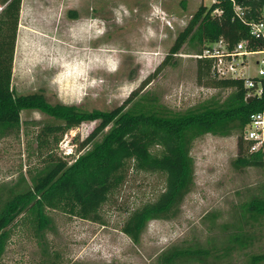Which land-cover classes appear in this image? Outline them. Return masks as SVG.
<instances>
[{
    "label": "rangeland",
    "instance_id": "374dc122",
    "mask_svg": "<svg viewBox=\"0 0 264 264\" xmlns=\"http://www.w3.org/2000/svg\"><path fill=\"white\" fill-rule=\"evenodd\" d=\"M201 2L210 5L212 0H22L13 87L18 93L42 90L52 103L110 109L156 70ZM188 48L184 45L174 62L162 66L143 91L156 92L176 109L213 95L226 98L232 87L199 83L196 57ZM258 56H248L252 73ZM71 61L78 65L73 76L64 67ZM21 116V129L0 138V184L30 182L47 154L37 135L51 117L36 108L23 109ZM95 125L86 120L68 130L57 153L76 159ZM237 151V132L197 137L191 150L195 185L181 211L173 218L150 220L139 241L122 227L133 210L165 189L166 173L138 169L130 159L101 207V220L47 207L52 225L40 235L32 217L22 214L10 226L2 264H160V255L173 245L212 251L204 259L175 264H247L251 253L264 250V217L244 224L242 237L250 239L245 246L236 241L243 231L235 220L243 200L264 192V166L235 167ZM214 211L218 217L212 222Z\"/></svg>",
    "mask_w": 264,
    "mask_h": 264
},
{
    "label": "trees",
    "instance_id": "16d2710c",
    "mask_svg": "<svg viewBox=\"0 0 264 264\" xmlns=\"http://www.w3.org/2000/svg\"><path fill=\"white\" fill-rule=\"evenodd\" d=\"M240 1L252 5L253 17L259 15V7L264 3ZM0 2L5 4L0 12V138L21 129V111L25 108L40 109L51 117L37 135L39 148L47 154L43 165L32 173L31 181L0 184V264L10 226L22 214L32 217L40 235L52 225L47 207H60L83 218L101 220V207L130 159L138 169L166 173V186L159 196L133 210L124 222L122 229L134 241L140 240L150 220L173 218L181 211L186 195L195 185V158L191 150L200 135L227 136L237 132L238 151L233 165L264 166V155L249 151L243 138L251 112L264 108V91L247 100L244 79L218 77L211 58L195 56L197 79L212 87H232L224 99L213 95L196 105L176 109L162 102L156 92L143 91L162 66L174 62V55L184 45L195 54L216 39L224 38L232 46L241 38L250 37L249 25L235 16L230 0L210 5L201 2L156 70L120 104L107 110H87L62 101L52 103L42 90L15 91L12 78L22 0ZM219 5L222 13L214 14ZM86 120H95L96 125L82 141L84 151L71 161L59 155L56 147L63 135ZM159 145L162 150L154 151ZM237 212L235 223L243 232L236 234V241L245 246L250 239L242 237L244 224L264 217V192L243 200ZM209 217L215 222L218 213L214 211ZM210 253L211 249L203 246L173 245L160 255L159 262L175 264L179 260L204 259ZM263 262L264 250L251 253L247 260V264Z\"/></svg>",
    "mask_w": 264,
    "mask_h": 264
},
{
    "label": "built area",
    "instance_id": "2783aa9c",
    "mask_svg": "<svg viewBox=\"0 0 264 264\" xmlns=\"http://www.w3.org/2000/svg\"><path fill=\"white\" fill-rule=\"evenodd\" d=\"M222 0H212L220 3ZM233 4L235 16L249 25L250 37L241 38L234 45L224 38L210 41L201 53L195 56L211 58L213 61V72L218 77H235L244 79L247 95H261L264 91V3L259 7V15L250 16L253 10L251 4L240 0H230ZM5 4L0 2V12ZM219 5L214 8V14L222 13ZM258 54L256 59L257 71L252 73L251 61L248 56ZM243 138L249 151H259L264 155V108L251 112L248 121L243 128Z\"/></svg>",
    "mask_w": 264,
    "mask_h": 264
},
{
    "label": "clouds",
    "instance_id": "9594fccd",
    "mask_svg": "<svg viewBox=\"0 0 264 264\" xmlns=\"http://www.w3.org/2000/svg\"><path fill=\"white\" fill-rule=\"evenodd\" d=\"M66 69V73L69 76H73L78 72V65L75 61L68 62L66 65H64Z\"/></svg>",
    "mask_w": 264,
    "mask_h": 264
},
{
    "label": "water",
    "instance_id": "95a60500",
    "mask_svg": "<svg viewBox=\"0 0 264 264\" xmlns=\"http://www.w3.org/2000/svg\"><path fill=\"white\" fill-rule=\"evenodd\" d=\"M254 97L252 95L247 96V100L251 101Z\"/></svg>",
    "mask_w": 264,
    "mask_h": 264
}]
</instances>
